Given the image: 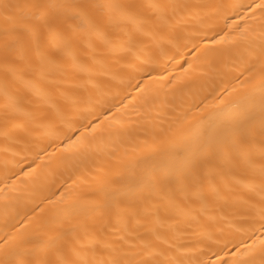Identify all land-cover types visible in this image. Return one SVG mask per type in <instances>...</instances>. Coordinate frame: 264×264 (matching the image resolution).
Masks as SVG:
<instances>
[{
  "label": "bare ground",
  "instance_id": "obj_1",
  "mask_svg": "<svg viewBox=\"0 0 264 264\" xmlns=\"http://www.w3.org/2000/svg\"><path fill=\"white\" fill-rule=\"evenodd\" d=\"M0 264H264V0H0Z\"/></svg>",
  "mask_w": 264,
  "mask_h": 264
}]
</instances>
